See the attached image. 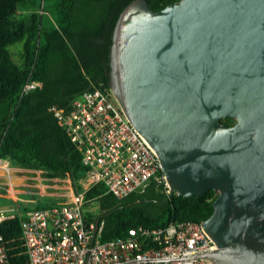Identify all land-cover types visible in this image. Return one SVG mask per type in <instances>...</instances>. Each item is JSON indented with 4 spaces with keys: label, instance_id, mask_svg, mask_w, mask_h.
<instances>
[{
    "label": "water",
    "instance_id": "95a60500",
    "mask_svg": "<svg viewBox=\"0 0 264 264\" xmlns=\"http://www.w3.org/2000/svg\"><path fill=\"white\" fill-rule=\"evenodd\" d=\"M109 63L114 97L155 150L170 193L217 192L201 223L216 248L182 259L264 264V0L157 10L132 0Z\"/></svg>",
    "mask_w": 264,
    "mask_h": 264
},
{
    "label": "trees",
    "instance_id": "16d2710c",
    "mask_svg": "<svg viewBox=\"0 0 264 264\" xmlns=\"http://www.w3.org/2000/svg\"><path fill=\"white\" fill-rule=\"evenodd\" d=\"M132 0H53L56 25L42 27V5L33 0H0V157L17 167L40 169L51 177L68 175L80 192L88 168L53 114L68 111L82 91L103 84L110 87V48L120 12ZM157 10L177 0H146ZM40 10V11H39ZM19 43L16 50L10 46ZM41 82L26 92L28 81ZM221 122L233 124L234 118ZM94 184L104 220L101 239L123 238L138 225L157 227L171 221L202 222L213 211L217 192L199 196L165 193L149 182L142 190L117 198ZM46 205L35 202V208ZM27 210V207H18ZM10 264H28L20 218L0 225Z\"/></svg>",
    "mask_w": 264,
    "mask_h": 264
},
{
    "label": "built area",
    "instance_id": "2783aa9c",
    "mask_svg": "<svg viewBox=\"0 0 264 264\" xmlns=\"http://www.w3.org/2000/svg\"><path fill=\"white\" fill-rule=\"evenodd\" d=\"M41 82L28 81L26 92L40 87ZM54 116L88 168L83 189L76 192L70 177L41 176L40 169L17 167L0 157V177L14 191L39 193L46 205L30 210L14 206L0 208V225L11 217L20 218L28 264H216L207 257L182 259L184 256L213 250L215 242L202 228V222L171 221L157 227L138 225L123 238L102 240L104 225L95 197L86 191L94 184L104 185V194L117 198L142 190L149 182L165 193L170 187L157 154L144 136L133 126L116 101L111 87L99 84L79 93L70 109L52 107ZM32 172L38 182L13 183L12 172ZM25 178V176H22ZM51 179L66 184H45ZM63 191H45V187ZM46 195L62 197L46 200ZM0 264H10L0 232Z\"/></svg>",
    "mask_w": 264,
    "mask_h": 264
},
{
    "label": "rangeland",
    "instance_id": "374dc122",
    "mask_svg": "<svg viewBox=\"0 0 264 264\" xmlns=\"http://www.w3.org/2000/svg\"><path fill=\"white\" fill-rule=\"evenodd\" d=\"M35 7L37 8L38 5H42L43 8L41 10L42 13V27L46 28V27H51V26H55L56 25V14L52 8V3L53 0H33ZM40 11V10H39ZM20 44L17 43L15 45L10 46L11 50H16L17 47H19ZM12 177H13V181H21L23 182V184L25 183H29V182H38V178H37V174L32 173V172H20V171H13L12 173ZM39 174L41 176L43 175L42 171H39ZM22 176H25V178H22ZM60 178H67V175L64 176H59ZM6 180V178L4 177H0V182H4ZM43 183L45 184H53V185H58V184H66L67 180H62L61 182L58 181H54L51 179H43L42 180ZM4 187H6L5 185H3L2 183L0 184V191L1 192H5L6 190L4 189ZM15 188L18 189H26L27 187L25 185L19 184L17 185ZM45 191H51V192H58V191H63V189H59V188H55V187H45L44 188ZM20 199H27L28 197H41L39 193H34L33 195L30 193H26V192H21L19 194ZM44 199L46 200H51V199H56V200H60L62 199V197H55L52 195H46L44 197ZM9 206H14L16 208H21L22 206L27 207L28 210L35 208V203L33 201H17V202H12L10 200H7L5 198L0 197V208H5V207H9Z\"/></svg>",
    "mask_w": 264,
    "mask_h": 264
},
{
    "label": "crops",
    "instance_id": "0c3cea01",
    "mask_svg": "<svg viewBox=\"0 0 264 264\" xmlns=\"http://www.w3.org/2000/svg\"><path fill=\"white\" fill-rule=\"evenodd\" d=\"M13 183L14 184H18V183H20V181H13ZM3 185H5L6 187H4V189L6 190L5 192H1L0 191V197H2V198H5V199H7V200H10V201H12V202H17V201H33L34 203L36 202L34 199H32L31 197H28L27 199H20V196H19V192L18 191H20V189H18V188H15L14 187V191H12V190H8V186L6 185V184H3ZM35 198H37V197H35ZM37 199H39V200H42V198H37Z\"/></svg>",
    "mask_w": 264,
    "mask_h": 264
}]
</instances>
